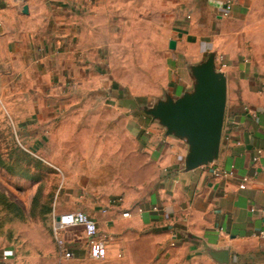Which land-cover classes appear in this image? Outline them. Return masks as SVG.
<instances>
[{
  "label": "crops",
  "instance_id": "obj_1",
  "mask_svg": "<svg viewBox=\"0 0 264 264\" xmlns=\"http://www.w3.org/2000/svg\"><path fill=\"white\" fill-rule=\"evenodd\" d=\"M124 36L134 44L143 37V50L170 63V76L146 90L155 103L192 93V67L211 53L215 65L224 57L218 71L226 78V105L213 162L185 168L186 140L167 134L156 120L147 124L141 113L150 94H127L114 76L93 90L94 61L112 67L106 57ZM37 70L43 93L36 89ZM78 72L88 85L84 93L77 92ZM2 74L25 78L32 89L22 99H37L35 108L21 112L10 102L16 97L5 92L13 116L61 117L53 125L60 150L49 160L62 178L53 211L85 212L98 232L95 245H89L82 226L69 228V258L60 255L48 230L46 251L25 252L0 237V257L10 256L0 264H92L94 252L106 264H264L256 237L264 232V0H0ZM78 100L84 108H77ZM244 107L256 116L246 115ZM127 113L116 128L144 131L147 139L119 143L125 150L117 157L110 155L108 140L99 143L104 151L97 156L71 152L76 145L64 137L76 115L90 123L100 115L96 124L108 132L109 116ZM232 165L235 176L212 175L214 168ZM243 176L248 183L240 189Z\"/></svg>",
  "mask_w": 264,
  "mask_h": 264
},
{
  "label": "rangeland",
  "instance_id": "obj_2",
  "mask_svg": "<svg viewBox=\"0 0 264 264\" xmlns=\"http://www.w3.org/2000/svg\"><path fill=\"white\" fill-rule=\"evenodd\" d=\"M132 38L124 36V43L112 45L114 50L106 57L107 61L112 63V67L100 68L99 61H94L98 63L92 67L91 82L94 91L101 90L102 81L114 76L124 83L127 94L133 90L149 95L150 89L146 91L147 88L156 87V84L162 83L166 77L170 76L172 68L170 63L165 61L166 58L164 59L162 54L158 56L156 52L143 50L146 48L143 37H141L140 44H134ZM204 58L205 56L202 60ZM197 62L199 63L198 60L190 63L195 65ZM145 64L153 66H144ZM1 71L4 72L3 68ZM38 71L34 72L36 74L34 80L38 82L36 89L39 88V91L43 93L40 86H44V83L39 82ZM3 74L0 75V235L6 237H0L13 245L14 248L18 246L25 252L46 251L50 243L45 237L46 220L42 217V211L47 206L52 209L56 207V187L62 179L60 173L49 161L53 154L60 150L55 148L54 141L58 138V132L53 130V125L55 126L56 121L61 117L52 115L42 117L38 114L31 115L30 112L29 115L13 116L12 112L6 108L3 97L5 92L16 97L10 102L13 106L17 105V110L21 112H28V105L33 106L37 103V99L35 95L32 102L22 99L23 93L32 89L30 88L32 85L25 78ZM78 76L80 80H78L77 92L84 93L85 90H88L86 87L88 85L84 83L81 73L78 72ZM64 85L65 90L68 91L67 82ZM61 88L62 86L59 87L60 90ZM144 104L145 110L149 111L155 104L154 97L150 94ZM32 108H35V105ZM77 108H84V100H78ZM147 111L143 110L141 113L147 124H151L154 120L147 115ZM82 112L84 113V111ZM128 115V113L120 116L110 115V131L108 132L101 131V125L96 124V119L101 118L100 115L93 116L91 123L89 117L76 115L75 127L72 125V132L66 133L64 139L68 138L76 145L70 149L72 153L89 155L92 152L94 156L100 155L102 150L104 151L99 143L108 140L112 146L108 147L110 155L117 157L121 151L125 150L119 143L147 139L144 131H141L140 135V133L132 134L116 128V124L120 123L122 119H127ZM157 127H161V125L158 124ZM86 141L92 142L93 147L88 148L85 144ZM46 201H50V203L47 204ZM91 263L106 264V261L104 258Z\"/></svg>",
  "mask_w": 264,
  "mask_h": 264
},
{
  "label": "water",
  "instance_id": "obj_3",
  "mask_svg": "<svg viewBox=\"0 0 264 264\" xmlns=\"http://www.w3.org/2000/svg\"><path fill=\"white\" fill-rule=\"evenodd\" d=\"M23 11L27 12V6ZM169 47L175 48L173 40ZM192 72L195 79L192 93L175 100H159L146 112L167 134L186 140L188 153L184 164L187 170L208 165L218 157L227 92L226 78L216 69L212 53L193 66Z\"/></svg>",
  "mask_w": 264,
  "mask_h": 264
},
{
  "label": "built area",
  "instance_id": "obj_4",
  "mask_svg": "<svg viewBox=\"0 0 264 264\" xmlns=\"http://www.w3.org/2000/svg\"><path fill=\"white\" fill-rule=\"evenodd\" d=\"M226 9H229V6L226 5ZM225 66L224 57L220 56V61L215 65L217 70H221ZM244 111L246 115H250L251 117H255L254 111L249 109L248 107H244ZM257 156L253 157V160H256ZM235 167L232 165L228 169L214 168L212 170V175L214 177H233L235 176ZM248 183V177L243 176L240 178L239 188L245 189ZM128 211L123 213V216H127ZM74 226H82L84 229V233L87 237V243L89 245H95L96 236H97V224L95 220H93L89 215L82 211H70L64 213H56L53 211L52 213V223H51V231L53 239L58 247L59 253L62 257L69 258L72 256V252L67 248V240H66V231ZM258 241L260 242V249L264 252V232L260 231L256 235ZM95 259L101 260L103 255L100 252H94L92 255ZM10 257L9 255H1L2 260H6Z\"/></svg>",
  "mask_w": 264,
  "mask_h": 264
},
{
  "label": "trees",
  "instance_id": "obj_5",
  "mask_svg": "<svg viewBox=\"0 0 264 264\" xmlns=\"http://www.w3.org/2000/svg\"><path fill=\"white\" fill-rule=\"evenodd\" d=\"M37 162L40 163L39 160H37ZM46 202H48L47 204L50 203V201H46ZM45 208H46V209L42 211V214H43L42 217H44L45 220H46V225H45L46 229H47L48 231H50L51 234H52V231H51V223H52V213H53V209H52V207H50V206H47V207H45ZM0 236H5V235H0ZM5 237H6V236H5Z\"/></svg>",
  "mask_w": 264,
  "mask_h": 264
}]
</instances>
